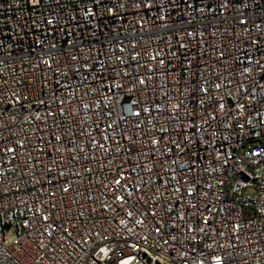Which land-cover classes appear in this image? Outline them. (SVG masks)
I'll list each match as a JSON object with an SVG mask.
<instances>
[{
	"label": "built area",
	"instance_id": "built-area-1",
	"mask_svg": "<svg viewBox=\"0 0 264 264\" xmlns=\"http://www.w3.org/2000/svg\"><path fill=\"white\" fill-rule=\"evenodd\" d=\"M0 264H264V0H0Z\"/></svg>",
	"mask_w": 264,
	"mask_h": 264
}]
</instances>
